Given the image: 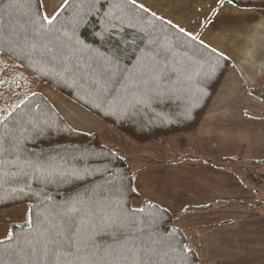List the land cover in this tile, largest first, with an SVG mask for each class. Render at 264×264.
I'll list each match as a JSON object with an SVG mask.
<instances>
[{"label":"trees","instance_id":"1","mask_svg":"<svg viewBox=\"0 0 264 264\" xmlns=\"http://www.w3.org/2000/svg\"><path fill=\"white\" fill-rule=\"evenodd\" d=\"M44 15L42 0H0V67L26 74L0 71V116L12 113L0 123V209L30 207L0 239V264H203L173 213L137 191L131 163L97 131L72 127L35 84L145 145L196 130L232 59L132 0H68L51 23Z\"/></svg>","mask_w":264,"mask_h":264},{"label":"crops","instance_id":"2","mask_svg":"<svg viewBox=\"0 0 264 264\" xmlns=\"http://www.w3.org/2000/svg\"><path fill=\"white\" fill-rule=\"evenodd\" d=\"M55 1L42 0L49 19L65 4L61 0L54 5ZM136 3L191 32L231 58L232 65L199 127L160 142L169 148L167 153L180 155L143 162L135 168V188L173 213L203 264H264V200L237 170L244 162H264V98L255 95L264 96V7L229 0ZM39 91L76 130L99 132L109 127L51 85L42 84ZM194 154L231 160L220 165ZM209 205L213 208L199 209Z\"/></svg>","mask_w":264,"mask_h":264},{"label":"rangeland","instance_id":"3","mask_svg":"<svg viewBox=\"0 0 264 264\" xmlns=\"http://www.w3.org/2000/svg\"><path fill=\"white\" fill-rule=\"evenodd\" d=\"M47 2V0H45ZM49 1V0H48ZM56 2V1H55ZM61 0H58V3L54 5H58ZM0 71L5 79L7 78H15L19 73L24 72L16 69L12 64L6 63L2 64L0 67ZM262 84L264 85V77L262 79ZM261 84V85H262ZM37 89L39 90L42 84L36 83ZM261 87V86H260ZM259 87V88H260ZM41 92V91H40ZM13 94V91L7 94H2L3 98H9ZM101 136L102 141L108 145H114L116 150H118L123 157L131 163L132 167L135 169L140 166L143 162L150 161L159 157L166 158H174L180 155V153L176 152L167 153L168 147H165L160 144V142L152 141L145 145H138L133 143V140L128 136L124 135L120 131L115 128H105L98 132ZM134 144L133 146H130ZM237 170L239 173L245 178L250 177L254 174V177L259 182H251V184L257 188V192L259 193V199L262 198L264 200V162L262 163H251L244 162L243 164H239ZM251 178V177H250ZM247 179V178H246ZM264 204V202H262ZM135 206L140 204V200L136 199L133 203ZM264 208V205L262 206ZM30 221V207L28 203H22L16 205L12 208L0 209V239L6 238L9 236L12 230V225L14 224H25Z\"/></svg>","mask_w":264,"mask_h":264},{"label":"snow or ice","instance_id":"4","mask_svg":"<svg viewBox=\"0 0 264 264\" xmlns=\"http://www.w3.org/2000/svg\"><path fill=\"white\" fill-rule=\"evenodd\" d=\"M67 2H68V0H64V3H65V4H67ZM218 2H219V0H218ZM229 2L234 3L235 0H229ZM132 3H133V5H135L136 0H132ZM140 7L143 8L144 5L141 4ZM211 10H212V9L210 8L209 11H211ZM54 11H55V10H54ZM153 16H155V13H153ZM43 19H44V20H48V22L51 23L52 20L56 19V16L53 15V16L51 17V19H49V15H48V14H45V15L43 16ZM169 24H171V21H169ZM180 31L183 33V32L185 31V29L180 28ZM188 35H189V36H192V33L189 32ZM200 43H201V45H203V44H204V41L201 40ZM215 52H216V50L213 49V54H215ZM220 55H221V58H223V53H221ZM0 83H4V81H0ZM37 107H38V106H37ZM11 115H12V113L9 112L7 115L0 116V123H4L5 121H7V120H8V117L11 116ZM7 136H8V132H5L4 134L0 135V150H4V149H3V142H4V140L6 139ZM141 211H142V210H141ZM72 224H73V222H72V221H69V222H68V227L71 228V227H72ZM61 235H62V233H60V232H54V233H53V235H52V237H51V243H52V245H53L54 248H59V247H60L61 242H60V240L58 239V237H60ZM78 251H79V249H77V252H78ZM52 255H53L56 259H59V255H60L59 253H57V252H52ZM65 255H70V253H67V254H65Z\"/></svg>","mask_w":264,"mask_h":264}]
</instances>
